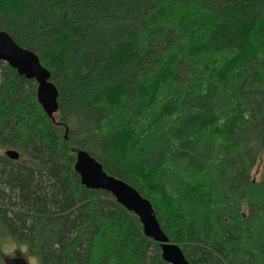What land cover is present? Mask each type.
Here are the masks:
<instances>
[{
	"label": "trees",
	"instance_id": "obj_1",
	"mask_svg": "<svg viewBox=\"0 0 264 264\" xmlns=\"http://www.w3.org/2000/svg\"><path fill=\"white\" fill-rule=\"evenodd\" d=\"M1 32L51 73L58 112L0 61V235L43 264H169L137 216L82 185L86 151L190 264H264V0H0Z\"/></svg>",
	"mask_w": 264,
	"mask_h": 264
},
{
	"label": "water",
	"instance_id": "obj_2",
	"mask_svg": "<svg viewBox=\"0 0 264 264\" xmlns=\"http://www.w3.org/2000/svg\"><path fill=\"white\" fill-rule=\"evenodd\" d=\"M0 61L15 69L20 76L37 83V100L45 113L57 123L58 90L51 82V73L41 64L39 57L32 51L19 46L7 33H0ZM7 157L18 161L20 155L8 151ZM75 171L81 183L88 189L109 192L119 205L138 217L146 237L161 245L164 261L169 264H190L186 261L180 247L170 242L156 218L151 203L143 198L133 187L106 173L103 166L85 151L77 152ZM7 264H23L9 262Z\"/></svg>",
	"mask_w": 264,
	"mask_h": 264
},
{
	"label": "clouds",
	"instance_id": "obj_3",
	"mask_svg": "<svg viewBox=\"0 0 264 264\" xmlns=\"http://www.w3.org/2000/svg\"><path fill=\"white\" fill-rule=\"evenodd\" d=\"M0 258L23 264H43L41 256L33 249L30 241L10 232L0 235Z\"/></svg>",
	"mask_w": 264,
	"mask_h": 264
},
{
	"label": "bare ground",
	"instance_id": "obj_4",
	"mask_svg": "<svg viewBox=\"0 0 264 264\" xmlns=\"http://www.w3.org/2000/svg\"><path fill=\"white\" fill-rule=\"evenodd\" d=\"M261 29V28H260ZM253 38V37H252ZM192 52V51H191ZM153 88V87H152ZM210 89V88H209ZM138 91V90H137ZM209 91H211V90H209ZM123 96V95H122ZM203 96V95H202ZM243 98V97H242ZM130 99V98H129ZM162 100V99H161ZM124 102V101H123ZM131 102V101H130ZM141 102V101H140ZM134 104V103H133ZM127 106V105H126ZM163 106V105H162ZM230 106V105H229ZM116 107V106H115ZM121 107V106H120ZM111 110H113V109H111ZM115 111H117V110H115ZM223 111V110H222ZM119 112V111H118ZM134 112V111H133ZM183 112V111H182ZM229 113V112H228ZM252 113V112H251ZM127 114V113H126ZM125 114V115H126ZM130 114V113H129ZM207 114V113H206ZM216 114V113H215ZM221 114V113H220ZM236 114V113H235ZM56 115V114H55ZM214 115V114H213ZM223 115V114H222ZM138 116V115H137ZM224 116V115H223ZM130 117V116H129ZM164 117V116H163ZM216 117V116H215ZM214 117V118H215ZM212 122V121H211ZM160 125V124H159ZM173 125V124H172ZM154 127V126H153ZM218 129V128H217ZM155 130V129H154ZM217 132V131H216ZM232 132V131H231ZM125 134V133H124ZM236 134V133H235ZM206 138V137H205ZM240 138V137H239ZM243 138V137H242ZM200 139V138H199ZM128 140H129V138H128ZM209 140V139H208ZM241 141V140H240ZM209 142V141H208ZM212 142V141H211ZM240 143V142H239ZM214 144V143H213ZM247 144V143H246ZM212 148V147H211ZM246 148V147H245ZM210 149V148H209ZM10 151H14V150H10ZM178 151V150H177ZM8 152V151H7ZM7 152H6V155H7ZM15 152H17V151H15ZM86 152V151H85ZM166 156V155H165ZM208 156V155H207ZM246 158V157H245ZM163 160V159H162ZM218 160H220V159H218ZM200 161V160H199ZM206 163V162H205ZM189 164V163H188ZM207 164H209V163H207ZM197 165V164H196ZM211 165V164H210ZM213 165V164H212ZM187 166V165H186ZM132 167V166H131ZM213 167V166H212ZM162 168V167H161ZM215 168H217V167H215ZM187 169V168H186ZM222 169V168H221ZM182 171V170H181ZM208 171H210L209 169H208ZM219 171H221V170H219ZM214 172V171H213ZM218 172V171H217ZM158 173V172H157ZM191 174H192V171H191ZM209 174V173H208ZM213 174V173H212ZM111 175V174H110ZM159 175V174H158ZM196 175V174H195ZM160 176V175H159ZM187 176H188V174H187ZM199 176V175H198ZM207 177H208V175H206ZM137 177V176H136ZM200 177V176H199ZM202 177V176H201ZM211 177V176H210ZM182 179V178H181ZM199 179V178H198ZM197 179V180H198ZM201 180V179H200ZM205 180V179H204ZM207 181V180H206ZM182 182V181H181ZM187 182H188V180H187ZM214 182V181H213ZM217 182V181H216ZM194 183V182H193ZM163 184V183H162ZM188 184V183H187ZM191 184V183H190ZM201 184V183H200ZM206 184V183H205ZM215 184V183H214ZM182 185V184H181ZM192 185V184H191ZM203 185V184H202ZM205 186V185H204ZM207 186H208V184H207ZM183 187V186H182ZM216 187V186H215ZM184 188V187H183ZM240 188V187H239ZM158 190V189H157ZM216 190V189H215ZM196 191V190H195ZM205 192V191H204ZM217 192V191H216ZM219 192V191H218ZM171 193V192H170ZM175 193V192H174ZM263 193V192H262ZM164 194H166V193H164ZM219 194V193H218ZM217 194V195H218ZM239 195H241L240 193H239ZM182 196V195H181ZM215 196H216V194H215ZM220 198V197H219ZM240 198V197H239ZM257 199H260V198H257ZM157 200V199H156ZM204 200H205V198H204ZM218 200V199H217ZM231 200V199H230ZM233 200V199H232ZM176 201V200H175ZM253 201V200H252ZM214 202V201H213ZM223 202V201H222ZM221 203V202H220ZM170 204V203H169ZM171 206V205H170ZM190 206V205H189ZM175 208V207H174ZM179 208V207H178ZM212 209V208H211ZM210 209V210H211ZM215 209V208H214ZM208 211V210H207ZM206 211V212H207ZM175 212V211H174ZM211 212V211H210ZM178 214V213H177ZM222 214V213H221ZM220 214V215H221ZM180 216V215H179ZM190 216V215H189ZM258 216V215H257ZM199 217V216H198ZM212 217V216H211ZM205 219V218H204ZM178 221V220H177ZM232 223V222H231ZM234 223V222H233ZM192 224V223H191ZM198 224V223H197ZM252 227V226H251ZM164 229V228H163ZM166 229V228H165ZM220 230V229H219ZM258 230V229H257ZM243 231V230H242ZM240 232H241V230H240ZM188 233V232H187ZM257 235H258V233H257ZM213 236V235H212ZM228 239V238H227ZM213 240V239H212ZM190 241V240H189ZM260 241H262V239L260 240ZM237 243V242H236ZM248 243V242H247ZM113 244V243H112ZM238 244V243H237ZM249 244V243H248ZM251 244V243H250ZM253 244V243H252ZM226 245V244H225ZM228 245V244H227ZM246 246V245H245ZM250 246V245H249ZM244 247V246H243ZM253 246H251V248H252ZM129 251V250H128ZM238 255V254H237ZM259 255V254H258ZM117 259V258H116Z\"/></svg>",
	"mask_w": 264,
	"mask_h": 264
},
{
	"label": "rangeland",
	"instance_id": "obj_5",
	"mask_svg": "<svg viewBox=\"0 0 264 264\" xmlns=\"http://www.w3.org/2000/svg\"><path fill=\"white\" fill-rule=\"evenodd\" d=\"M263 166H264V161L262 158L259 160V162L257 163V165L253 171V177L255 178V180H259L261 178L262 173H263Z\"/></svg>",
	"mask_w": 264,
	"mask_h": 264
}]
</instances>
